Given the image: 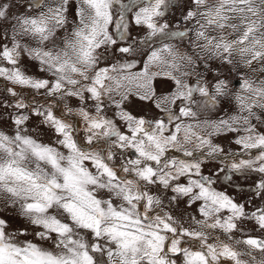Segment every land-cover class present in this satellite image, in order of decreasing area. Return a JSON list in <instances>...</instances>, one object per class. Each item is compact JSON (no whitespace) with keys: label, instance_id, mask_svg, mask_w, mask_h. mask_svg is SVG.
I'll return each instance as SVG.
<instances>
[{"label":"snow or ice","instance_id":"snow-or-ice-1","mask_svg":"<svg viewBox=\"0 0 264 264\" xmlns=\"http://www.w3.org/2000/svg\"><path fill=\"white\" fill-rule=\"evenodd\" d=\"M0 264H264V0H0Z\"/></svg>","mask_w":264,"mask_h":264}]
</instances>
